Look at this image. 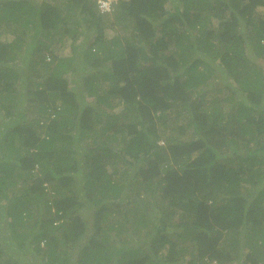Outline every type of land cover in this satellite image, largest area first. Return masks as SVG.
<instances>
[{
    "label": "trees",
    "instance_id": "1",
    "mask_svg": "<svg viewBox=\"0 0 264 264\" xmlns=\"http://www.w3.org/2000/svg\"><path fill=\"white\" fill-rule=\"evenodd\" d=\"M257 3L0 0L2 264H264Z\"/></svg>",
    "mask_w": 264,
    "mask_h": 264
},
{
    "label": "rangeland",
    "instance_id": "2",
    "mask_svg": "<svg viewBox=\"0 0 264 264\" xmlns=\"http://www.w3.org/2000/svg\"><path fill=\"white\" fill-rule=\"evenodd\" d=\"M118 1V0H117ZM117 1H115V3H117ZM115 3H114V5H115ZM256 7H255V11H254V18L255 19H259L260 17H262V18H264V5H262V4H259V3H257L256 5H255ZM107 12H111V11H106V12H104V14H107ZM180 22V21H179ZM178 22V20H177V24L180 26V27H182L181 25H182V23H179ZM181 24V25H180ZM15 28V27H14ZM242 30H243V25H242ZM16 33H20L19 31L18 32H14V31H12V30H9V28H6L3 24L2 25H0V40H10V39H12V38H14V36H15V34ZM171 45H173V42L171 43ZM56 49L55 50H57L58 52H61V53H63V54H68L69 52H72V45H71V42H65L64 43V41L63 42H59V43H55L54 45H53ZM60 46V48L58 49V47ZM261 62H264V60H262V59H259ZM20 61V59H18V62ZM214 63H218L217 62V60L214 62ZM216 64H214L217 68H219V69H221L220 67H218V65H216ZM218 72V71H217ZM221 72V71H220ZM219 73V72H218ZM211 80H213L214 81V83H216V86H218V83L219 82H221V80H222V78H221V74L219 73V75H218V79L216 80V77H215V75H213L212 77H211ZM104 125V124H103ZM5 259H3V258H1L0 259V264H2L3 263V261H4Z\"/></svg>",
    "mask_w": 264,
    "mask_h": 264
},
{
    "label": "built area",
    "instance_id": "3",
    "mask_svg": "<svg viewBox=\"0 0 264 264\" xmlns=\"http://www.w3.org/2000/svg\"><path fill=\"white\" fill-rule=\"evenodd\" d=\"M99 5L102 8V10L110 9L111 1L110 0H99Z\"/></svg>",
    "mask_w": 264,
    "mask_h": 264
},
{
    "label": "clouds",
    "instance_id": "4",
    "mask_svg": "<svg viewBox=\"0 0 264 264\" xmlns=\"http://www.w3.org/2000/svg\"><path fill=\"white\" fill-rule=\"evenodd\" d=\"M111 1V8L110 9H105V10H102V8L100 7L99 5V0H98V5H99V8L101 9L102 12H106V11H112L114 9V3L115 1L117 0H110ZM118 2V1H117Z\"/></svg>",
    "mask_w": 264,
    "mask_h": 264
}]
</instances>
